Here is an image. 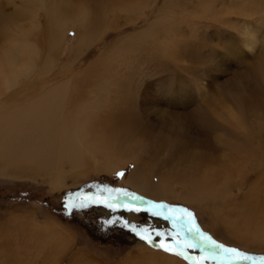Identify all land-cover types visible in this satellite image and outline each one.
Listing matches in <instances>:
<instances>
[{
	"label": "rangeland",
	"instance_id": "374dc122",
	"mask_svg": "<svg viewBox=\"0 0 264 264\" xmlns=\"http://www.w3.org/2000/svg\"><path fill=\"white\" fill-rule=\"evenodd\" d=\"M76 8L77 13L85 14L80 15L82 23L69 33L62 50L50 48L49 20L43 10L39 14L34 31L29 28L28 32L32 44L38 42L39 34L42 38L36 58L41 74H35L34 84H26L24 94H7V101H23L24 97L36 100L50 95L56 87L67 86L64 115L75 118L88 105L93 108L87 111L91 112L88 118L92 129L97 126L94 114L99 119L104 116L101 126L108 128L112 121H119L118 112L130 110L134 117L138 114L135 119L143 120H134V129L130 124L127 129L135 132V125L138 131L175 142L157 144L164 160V154L170 155L169 148L182 154L205 155L198 163L206 180L192 185L165 176L170 178L172 192L157 198L128 183L136 168L133 161L119 171L124 173L122 177L99 166L73 173L69 164H63L64 181L60 186L48 175L51 166L35 173L30 164L34 171L23 172L21 167L16 169L0 161V239H20L22 244V239L26 240L31 249L26 257L28 264H264V0H77ZM12 13L10 7L0 12V49L10 41L7 35H12ZM216 13L229 20L215 21L220 18ZM245 27L256 29L257 37L263 38L254 51L247 49V42L245 45ZM112 54L115 59L109 57ZM46 58L54 68L42 67ZM253 74L259 77L260 85L263 83L261 90L251 80ZM203 86L205 91H200ZM229 107L248 110L246 115H239V124L227 127L211 117L214 112H227ZM117 124L110 126L116 128ZM167 165L163 161L157 169L167 170ZM159 175L154 169L145 172L152 183ZM218 184L223 186L221 190ZM124 191L129 195H123ZM68 194H75L69 197L70 202L92 206L65 216L62 204ZM104 204H111L116 211ZM153 204L166 207L157 209ZM132 207L148 211H126ZM183 208L194 213L195 226L203 233L252 259L241 260L219 249L189 247L200 242L188 233L189 224L180 219ZM151 211H160L161 215L153 216ZM110 218L142 226L146 239L153 244L163 241L188 259L150 246L120 225L102 227ZM46 223L56 225L70 238L63 239L55 232L49 235L43 228ZM157 232L162 235L157 236ZM41 248L43 251H39ZM64 249L70 251L64 255Z\"/></svg>",
	"mask_w": 264,
	"mask_h": 264
},
{
	"label": "bare ground",
	"instance_id": "6f19581e",
	"mask_svg": "<svg viewBox=\"0 0 264 264\" xmlns=\"http://www.w3.org/2000/svg\"><path fill=\"white\" fill-rule=\"evenodd\" d=\"M76 1L77 0H0V12L8 11V7H10V10L13 11L12 13L13 21L11 23V25H13L11 27L13 28L9 31L10 34L12 35H7L10 41L9 40H8L9 42L6 41L7 44L3 48L1 47L0 49V161H5L4 163L6 165H12L16 169L21 167L23 168L22 169L23 172L26 171L31 172L34 169L36 170L35 173H37L38 171L40 172L42 169H44V167L51 166V171L49 170L48 175L51 176L52 180L59 186L63 185L62 183L64 181L63 164L64 165L69 164L71 168V170L70 169L69 170L73 173L75 171L81 170L84 167L89 168L90 166H95V167L99 166L102 167L106 172L117 173L122 169L123 166L133 161L136 165V168L131 174L128 183L132 187H135L136 190L138 189L143 193H148V195L157 198H164L168 196V194L170 195L172 192L171 184L169 180L170 178L167 179L165 176L167 177L170 176L173 179V181L176 180L188 181L192 185L195 182L200 183L202 181L203 183L204 182L203 180L204 179L206 180V175L204 174V171L201 172V167H200L201 165L198 162H199V158L204 159L205 155L203 154L204 157L202 155H201L202 157L201 156L198 157L197 155L198 153L194 154V153L185 152L182 154L181 152H176L169 148L168 152L170 153L171 156L169 155V153H167L169 157H166V154H164L163 156L165 158L164 160L160 153V146H158L157 144H174L175 142L170 143L171 140L168 141L167 139L162 138V136L160 135L154 137L149 133H145L146 131L145 132H143V130L138 131L137 130L138 127L135 125L134 127L136 128V131L134 132L133 130L134 128L133 125H131V123L133 122L136 123L137 121L134 120H138L135 119V117H137L138 115L137 112L135 111L134 112L137 115L134 117L133 112H130V110L128 112L127 111L123 112L122 111L123 109L122 110L120 109L122 112H118V110L116 109L117 110L116 112L119 113L118 117H120L118 118L119 121H116L118 122L116 128L111 127L113 123H116L115 121L114 122L112 121V124L109 123L111 126L108 125V128H105V126L102 127L101 126L102 120L104 119V118L102 119V117L104 116L101 117L102 119L101 120L99 119L100 118L99 115L94 114V116L92 117H94L93 121H95L97 126H94V128L92 129L91 126L93 125H91L90 123V121L92 120L88 118L91 114V112L89 113L87 112L89 109L88 105L86 106L85 109H82L83 112L79 111L80 114L78 113V115H76L75 118H69V117L67 118L66 117L67 115L66 114L64 115V105H65L64 101L66 98L65 94L68 92L67 86L56 87L54 90L49 92L50 95L45 94L44 96L39 97L36 100H27L24 97L23 101H15L16 99L10 102L7 101L8 100L6 97L7 94L9 95L13 93H18L19 95L24 94L27 89L26 84L27 83L34 84V79L37 77L35 74L39 73L38 68L36 67V61H37L36 58L38 57V48L42 47L41 45L42 38L40 37L39 34L38 42L36 44H32L29 41V36H30V33L28 32L29 28H31L30 31H34L35 22L36 23L38 22L36 20L39 14L42 13L43 10L45 16H47L46 18H48L49 20L48 26L51 29L49 36L50 39L49 46L51 49L62 50V47L65 46L68 42L67 38L69 33L73 29H75L76 25L79 26L80 23H82V20H80V18L85 14L84 13L82 15L77 13ZM190 1H195V0H190ZM196 1H200V0H196ZM211 10H213V8ZM216 15L220 17L219 13H216ZM241 15L243 17H246V13L244 12H242ZM221 18L222 17H220L219 19L217 18L215 19V21L219 22L221 20L222 21L229 20V18H222V19ZM26 21L29 22L27 25L25 24ZM9 36H11V38ZM244 36H245V40H244L245 45L247 42V49L251 51L257 49L259 45H261L262 43L261 40L263 38L257 37L256 29L254 30L249 28L246 29L245 27ZM0 40H3L2 37H0ZM109 57H113V54L112 56L109 55ZM111 63H109V65ZM42 65H44L42 67H44L45 69H51L54 68L55 66V64L52 61H50L49 58L43 60ZM39 67L41 68V66ZM107 73L109 74L110 72ZM40 74L41 73H39V75ZM108 76L110 77V75ZM258 78L259 77L256 74H253L251 80L253 82H256L255 86L257 87V90H261L263 83L262 85H260L259 84L260 80H258ZM107 84L106 86L108 87ZM115 84L116 83L114 82L113 85L118 87V84L116 85ZM114 86L113 88H115ZM74 89L75 87L73 88V91ZM85 89H87V87ZM205 89H206L205 86L199 88L200 91H205ZM86 91H88V89ZM148 91H150V89ZM19 98L21 99L22 97ZM141 98L139 99L141 100ZM123 99L124 98H122V102H124ZM115 100H112V102ZM128 100L129 99H127L126 102H128ZM134 102L136 103V101ZM83 105L85 104L83 103ZM91 105L94 106L95 102H93ZM121 105H118L119 106L118 108H121L120 107ZM133 107L134 105L132 106V108ZM124 108L125 110H127L126 107ZM92 109L89 110L92 111ZM228 109L229 110H227V112H218V113L214 112L212 116L210 114L209 115L213 117L217 123L223 122L222 124H225L227 126V124L232 125L238 122L240 123L241 120L238 121L239 115L244 116L247 113L245 111L247 110L245 109V107L242 109L241 112L240 110L234 111L231 107H229ZM136 110H139V108L138 109L136 108ZM98 111H100V109ZM114 115L112 114V116ZM95 116H97V118ZM142 120H138V121H142ZM87 124L90 125L89 129H87ZM129 124L133 129L132 128L127 129L125 127L126 125L128 126ZM230 127L232 128V126ZM181 148L182 147L180 145V150H182ZM176 156L178 159L176 158ZM162 160L165 162L167 161L169 163V165L166 166L167 170L157 169V165L163 162ZM206 160H208L207 155H206ZM21 163H23L26 166L23 165L22 167ZM30 164H33V167H31L33 168L32 170L31 168H29ZM208 168H212V167L209 166ZM150 169L157 170L158 173L160 174L159 179L155 183H152L151 180L145 176V172ZM214 170L215 168L212 171ZM47 172L48 170L46 171V174ZM66 173L68 172L66 171ZM210 177H212V175H210ZM207 181L209 180L207 179ZM219 181H217V183ZM210 184L212 185V183ZM213 185H215V181L213 182ZM219 185L220 184H218V186ZM221 187L223 186L220 185V188L219 187L218 188L221 190ZM210 196L212 197V194ZM43 228L46 229L49 235L55 232L58 236L62 237L63 239L64 238L67 239L69 237L65 232H62L61 229L54 224L46 223ZM29 238L32 239V237ZM22 240L25 241V243L22 244L20 242V239H15V240L13 239V241L7 239H0V264H28V261L26 263L27 260L26 257L28 258L31 249L28 246L27 241L24 239ZM59 240H61V238H59ZM59 243L62 244V241H60ZM53 248L56 250V246L53 245ZM51 250L53 249L51 248ZM39 251H43V249L41 248V250ZM68 251L70 250L66 249L63 252L64 255L68 253Z\"/></svg>",
	"mask_w": 264,
	"mask_h": 264
},
{
	"label": "snow or ice",
	"instance_id": "6c2138e0",
	"mask_svg": "<svg viewBox=\"0 0 264 264\" xmlns=\"http://www.w3.org/2000/svg\"><path fill=\"white\" fill-rule=\"evenodd\" d=\"M116 175L118 177H122L124 175V173L118 172ZM117 191H121V190H117ZM72 195H75V194H68V196H66L64 201H63V204H62V214L63 215L71 217L74 212H79L81 210L87 209V208L92 206L90 203H86V202H80V203L70 202L69 197ZM123 195L127 196V195H129V193L127 191H124ZM136 199H140V198L136 197ZM149 203H153V202H149ZM103 206L106 208H109L110 211H112V212L116 211L115 208H112L111 204H104ZM153 207L157 208V209H163L166 207V205H164V204H153ZM126 211L140 212V211H148V209H143L140 207H132V208L126 209ZM180 211L184 214L182 217H180V219L189 224V227L187 229L188 233L193 235L200 242L199 244H196V243L190 244L189 247H192V248L200 247L201 251H203L205 248L213 249V250L219 249L222 252L233 255V256L237 257L238 259H241V260H251L252 259V257L249 256L248 254L243 253L236 248L225 247L223 244H220L217 241L213 240L211 236L207 235L206 233H203L199 227L195 226L194 213L191 210H189L187 208H183ZM151 215L160 216L161 213H160V211H151ZM163 218L164 219H170V217H168V216H164ZM173 222H175V221H173ZM116 225H120L121 227L129 230L130 232L135 234L137 237H139L141 240H144L146 243H148L150 246L158 248L165 253H170V254H173L176 256H182L185 260L188 259L187 256H184L182 251L175 250L174 248L168 246L163 241H161L158 244H153L152 240L146 239V237L144 235H142V232L146 231L145 228H143L142 226H138L136 224H133L131 221H128L126 219L121 224L120 220L110 218V219L105 220L102 227L111 228V227H114ZM156 235L160 236L162 234L157 232ZM201 245H203V247H201ZM213 254H218V253L214 252ZM262 259H264V258H262Z\"/></svg>",
	"mask_w": 264,
	"mask_h": 264
}]
</instances>
